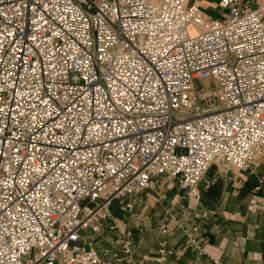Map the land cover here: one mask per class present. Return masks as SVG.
Segmentation results:
<instances>
[{
	"label": "built area",
	"instance_id": "obj_1",
	"mask_svg": "<svg viewBox=\"0 0 264 264\" xmlns=\"http://www.w3.org/2000/svg\"><path fill=\"white\" fill-rule=\"evenodd\" d=\"M219 6L0 0V264H138L94 248L114 202L264 155V7Z\"/></svg>",
	"mask_w": 264,
	"mask_h": 264
},
{
	"label": "crops",
	"instance_id": "obj_2",
	"mask_svg": "<svg viewBox=\"0 0 264 264\" xmlns=\"http://www.w3.org/2000/svg\"><path fill=\"white\" fill-rule=\"evenodd\" d=\"M221 1L191 0L206 19L228 13ZM244 1L264 7V0ZM205 180L199 203L177 182L161 180L137 195L133 214L118 205L111 212L116 230L92 236L94 248L115 253L129 237L138 264H264V155L243 170L215 162ZM164 243L170 254L161 258Z\"/></svg>",
	"mask_w": 264,
	"mask_h": 264
},
{
	"label": "rangeland",
	"instance_id": "obj_3",
	"mask_svg": "<svg viewBox=\"0 0 264 264\" xmlns=\"http://www.w3.org/2000/svg\"><path fill=\"white\" fill-rule=\"evenodd\" d=\"M226 13H227V11H226ZM211 19H213V20H220V19H222V14L219 12V13H217V14H214L212 17H211ZM190 33L192 34V35H194L195 33H196V30H195V28L194 27H192V28H190ZM212 84L211 83H198V87L199 88H201V87H210ZM116 207H118V204H117V202H114L113 204H112V207H111V212H113L114 210H115V208ZM89 234V233H88Z\"/></svg>",
	"mask_w": 264,
	"mask_h": 264
}]
</instances>
